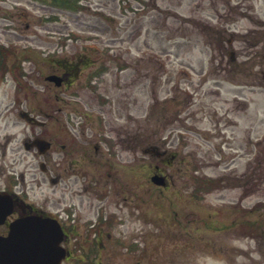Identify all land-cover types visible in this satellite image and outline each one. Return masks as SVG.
Here are the masks:
<instances>
[{
	"label": "rangeland",
	"instance_id": "1",
	"mask_svg": "<svg viewBox=\"0 0 264 264\" xmlns=\"http://www.w3.org/2000/svg\"><path fill=\"white\" fill-rule=\"evenodd\" d=\"M41 2L38 3L44 6L48 1ZM90 2L91 9L85 13L82 24L70 21L64 13L59 20L43 22L38 14L49 15L53 11L35 2L10 0L8 4H0V45L15 51L39 48L48 52L54 50L61 34L69 32L78 37L67 48V54L81 50L84 44L90 59L103 57L107 69L93 80L100 84L101 91L113 97V110L116 114L120 111L121 122L126 119L125 107L117 84L123 87L122 91L124 85H128V92L129 88H134L137 105L132 113L137 120L141 147L146 146L148 136L162 139L166 133L165 112L171 119L181 108L172 100L174 87H180L182 92L177 95L179 100L185 97L190 102L186 121L190 131L179 121L173 124L175 132L181 133L173 134L169 149H177L178 160L184 158V162H175L170 168L174 183L169 189L151 187L149 163L158 160L138 150L139 195L152 197L153 204L147 207L143 204L139 211L145 214L151 210L152 221L146 223V215L139 217L137 231L132 235L123 233L122 239L127 243L130 236H136L141 243L139 247L145 246L144 250L128 252L122 246L115 256L106 255L103 264H264V49L261 45L250 47L240 38L246 30L256 27L252 18L264 19V0ZM239 13H244L245 17ZM6 14L10 16L8 19H5ZM83 36L88 40L82 41ZM252 37L251 34L247 37L250 42L255 40ZM253 49L258 51V56H254ZM230 51L234 53L233 64L229 63ZM31 56V60L45 63L40 67V78L33 75V89L44 94V73L48 71L49 57L36 53ZM13 59L9 57L8 64L11 65ZM31 63L25 64L26 73L31 74ZM119 64L123 65L121 70L117 68ZM244 66L245 88H241ZM87 69L80 75L81 81L83 77L86 80L96 74ZM236 70L240 74H236ZM17 77L18 72L14 70L6 74L5 83H0V107L13 102L14 98L21 100L29 95L28 89L17 85ZM21 80L22 84L30 86L27 77ZM216 86L219 94H211L210 89ZM82 107L84 109V105ZM214 108L230 116L232 136L240 147L245 132V157H236L233 163L239 173L245 169V187L229 185L212 189L196 185L193 180L196 176L215 177L225 171L222 163L213 166L216 153L211 146L220 141L211 133ZM10 117L15 118V112ZM16 129L17 126L9 128L10 131ZM176 166H180V171ZM46 184L44 193L48 192V182ZM145 185L149 187L147 195L143 194ZM40 193L30 191V196L40 201ZM231 210L238 211L226 217ZM175 211L179 212L177 218ZM242 211H245V235L240 230L225 227L231 219L242 217Z\"/></svg>",
	"mask_w": 264,
	"mask_h": 264
},
{
	"label": "flooded vegetation",
	"instance_id": "2",
	"mask_svg": "<svg viewBox=\"0 0 264 264\" xmlns=\"http://www.w3.org/2000/svg\"><path fill=\"white\" fill-rule=\"evenodd\" d=\"M26 1L42 3L41 0ZM56 1L44 6L39 4L45 9L51 7L53 11L49 15L39 13V20L56 21L64 13L70 21L82 24L87 16L85 13L91 9L90 0ZM8 3L10 0H0V4ZM9 17V14L5 15V19ZM59 38L54 50L48 52L39 48L15 51L0 45V83H3L1 65L11 70L13 64L20 63L21 77H27L31 86L22 84L21 80L20 86L28 89L29 95L21 100L14 98L13 102L3 103L0 107V195L11 202V211L0 224V234H7L10 222L16 218L28 214L50 216L59 224L63 234L60 244L65 254L61 264H103L106 255L115 256L122 246L128 252L144 250L145 246L139 247L141 243L136 236H130L131 240L127 243L122 239L123 233L132 235L137 231L135 226L139 217L146 215L149 218L145 216L144 221H152L151 210L145 214L139 211V206L153 204L152 197L139 195L138 150L140 148L144 155L158 160L149 163L148 181L151 187L154 188L151 177L158 175L163 178L164 185L156 187L169 189L174 183L170 168L175 162H184V158L178 160L177 149H169L173 134L181 133L179 130L175 132L173 124L179 121L186 131H190V125L186 123L190 102L185 97L179 100L177 95L182 92L179 87H174L176 92L172 100L177 101L181 108L171 119L165 112L166 133L162 139L154 140L148 136L146 146L141 147L137 120L132 113L137 105L134 88H129L128 92V85H124L122 91L123 87L117 84V90L123 93L125 107L126 119L121 122L120 111L116 114L113 110V97L100 90V84L93 80L95 77L90 76L86 80L83 77V81L80 78L86 68V71L90 68L92 73L105 71L103 57L90 59L84 44L81 50L76 49L68 55L67 48L78 37L68 32ZM81 40H88V37L83 36ZM31 53L49 57L44 77L55 74L61 78V82L46 81L44 94L33 89V75L36 79L40 78V67L45 63L31 60ZM9 57L14 58L11 65L8 64ZM27 63L32 64L31 74L25 72ZM119 65L117 68L121 70ZM36 71L38 74H35ZM218 90L216 86L210 89V93L217 95ZM242 104L245 110V98ZM22 111L28 115L21 114ZM14 112L15 118H11ZM212 116V136L220 138L211 146L216 153L213 166L218 167L222 163L225 170L215 179L221 186L232 185L234 180L245 185V169L239 173L233 166L236 157H245V132L240 147L238 140L232 136L234 131L230 116L215 108ZM15 126L18 129L9 130ZM176 168L180 171V166ZM46 182L48 192L44 193ZM145 186L143 194L147 195L149 187ZM30 191L41 192V200L32 199ZM149 193L153 196V189ZM229 212L231 214L226 217L232 216L234 211ZM177 213L174 212L176 218ZM242 215L245 213L242 212ZM209 217L213 218L211 214ZM238 217L231 219L225 227L234 228L237 232L240 230L245 235V219L239 221ZM178 222L181 223L180 219Z\"/></svg>",
	"mask_w": 264,
	"mask_h": 264
},
{
	"label": "water",
	"instance_id": "3",
	"mask_svg": "<svg viewBox=\"0 0 264 264\" xmlns=\"http://www.w3.org/2000/svg\"><path fill=\"white\" fill-rule=\"evenodd\" d=\"M47 79L59 81L53 75ZM152 179L162 183L160 178ZM4 216L5 210L0 206V222ZM59 238L60 229L51 218L39 215L20 218L12 222L7 236H0V264H60L63 251Z\"/></svg>",
	"mask_w": 264,
	"mask_h": 264
},
{
	"label": "trees",
	"instance_id": "4",
	"mask_svg": "<svg viewBox=\"0 0 264 264\" xmlns=\"http://www.w3.org/2000/svg\"><path fill=\"white\" fill-rule=\"evenodd\" d=\"M260 25H264V22H260ZM253 32V31H252ZM256 33H258V32H256ZM262 33V35L264 34V32L262 31L261 32ZM262 40V39H261ZM262 42H263V49H264V40H262ZM257 43L255 42V45H256ZM263 53V52H262ZM246 181V180H245Z\"/></svg>",
	"mask_w": 264,
	"mask_h": 264
}]
</instances>
